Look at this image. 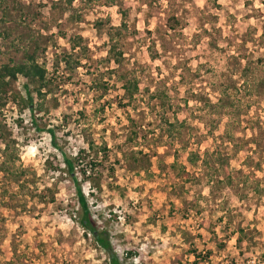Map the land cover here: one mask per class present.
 Instances as JSON below:
<instances>
[{
    "label": "rangeland",
    "instance_id": "obj_1",
    "mask_svg": "<svg viewBox=\"0 0 264 264\" xmlns=\"http://www.w3.org/2000/svg\"><path fill=\"white\" fill-rule=\"evenodd\" d=\"M121 10L123 20L104 0H1L0 66L39 44V64L61 85L35 119L55 130L67 156L97 157L99 187L77 169L75 178L120 264H264V0H123ZM76 36L87 51L65 71ZM124 77L139 84L130 101ZM22 84L14 89L24 96ZM224 88L225 107H208ZM154 94L168 96L165 111ZM2 112L21 165L37 179L23 193L12 185L10 209L0 205V264H108L75 221L70 178L45 171L50 155L61 161L47 133L11 102ZM163 119L185 128L168 138ZM44 187L55 203L31 196Z\"/></svg>",
    "mask_w": 264,
    "mask_h": 264
},
{
    "label": "trees",
    "instance_id": "obj_2",
    "mask_svg": "<svg viewBox=\"0 0 264 264\" xmlns=\"http://www.w3.org/2000/svg\"><path fill=\"white\" fill-rule=\"evenodd\" d=\"M123 0H104V3L108 6H115L120 9L122 20L125 17V12H121V3ZM1 3V0H0ZM68 7H71V2H67ZM70 9V8H68ZM63 12L67 11V8L62 9ZM72 13L74 11L72 10ZM3 14H6L3 12ZM79 19V18H78ZM170 26L169 28H172ZM114 32H120V28H111ZM65 36V35H63ZM113 35H109L110 46L108 53L115 64L119 65L121 63L122 54L117 49V44L114 41ZM70 45V54H66L61 59L64 65V69L73 70L79 68L81 65L80 59H76L77 55L84 57L87 49L83 45V40L81 37L76 36L74 38L68 39ZM39 51L40 47L37 42H32L29 47V51L24 53V60L19 63H8L0 66V143L2 144V149L0 151L1 162H0V205L5 209H10L9 203H12L13 199H8V195L15 196L13 190H10L11 186L14 185L17 188V193H23L25 187L29 189V184L35 185L37 176L31 168H26L21 165L19 158V148L18 142L12 138L11 128L7 126L5 119L3 118V109L6 104L11 102L19 113L27 111L30 116V126L38 134L47 133L49 136V143L53 151H59L61 154V161L56 160L55 155H50L49 158L45 160V171L52 173H63L67 175L72 181L75 192V205H70L75 211V221L83 229L86 238L90 237L94 241L95 245L102 250L107 258L109 259V264H120L117 256L115 255L113 248L110 245L109 236L105 230L100 229L97 226L95 220L93 219L91 212L89 211V206L85 195L83 194L77 178H75L76 169L81 175L82 181L84 183L89 182L91 188L99 187L94 181L97 180V173L95 169L99 167V162L97 163V157L90 156L86 153L84 149L79 150L76 155L67 156L62 152L61 147L57 143L56 132L53 128H46L37 123L35 115L47 113L46 97L50 95H55L57 89L60 87L61 82L57 79L49 76L44 67L39 64ZM54 76V75H53ZM21 78L23 81L22 88L24 91V96L20 92L14 89L15 82ZM122 89L123 96L128 101L132 100L139 92V84L135 80H126L125 77L122 78ZM103 89H105L103 87ZM228 88H224L222 92V97L218 98L217 103L211 104L207 102L208 107L211 108H224V98L229 97ZM152 100H157L158 105L161 109L165 111L166 107H169L168 96L164 94H154L151 97ZM164 120V119H163ZM21 120L16 119L15 123L18 128L23 129ZM165 123L164 135L168 138L173 137L176 133L181 134V129L185 128V123L178 122L174 120L169 122L168 120L163 121ZM133 123V122H132ZM134 137L137 134L134 133ZM88 148L93 151V144L88 143ZM103 150V157L106 156L105 147ZM194 157V158H193ZM134 161L139 162V160L132 156ZM80 160L87 161L85 165L80 164ZM198 161V156L190 155L188 157V163L195 164ZM172 169L175 167V162L170 166ZM32 173V174H31ZM32 197H35L40 203L49 205L55 203V193L52 189L44 187L38 193H30ZM30 196V197H31ZM10 201V202H9ZM195 259H200L196 250L192 252ZM131 252H126V256L131 257ZM197 255V256H196ZM210 252L207 253L205 258L207 259ZM203 259V258H201Z\"/></svg>",
    "mask_w": 264,
    "mask_h": 264
},
{
    "label": "flooded vegetation",
    "instance_id": "obj_3",
    "mask_svg": "<svg viewBox=\"0 0 264 264\" xmlns=\"http://www.w3.org/2000/svg\"><path fill=\"white\" fill-rule=\"evenodd\" d=\"M107 261H108V263H109V259L107 258Z\"/></svg>",
    "mask_w": 264,
    "mask_h": 264
},
{
    "label": "built area",
    "instance_id": "obj_4",
    "mask_svg": "<svg viewBox=\"0 0 264 264\" xmlns=\"http://www.w3.org/2000/svg\"><path fill=\"white\" fill-rule=\"evenodd\" d=\"M109 264V263H108Z\"/></svg>",
    "mask_w": 264,
    "mask_h": 264
}]
</instances>
